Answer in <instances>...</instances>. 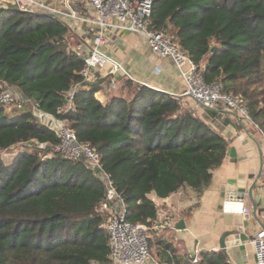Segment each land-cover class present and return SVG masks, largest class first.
Masks as SVG:
<instances>
[{
  "label": "trees",
  "instance_id": "16d2710c",
  "mask_svg": "<svg viewBox=\"0 0 264 264\" xmlns=\"http://www.w3.org/2000/svg\"><path fill=\"white\" fill-rule=\"evenodd\" d=\"M150 27L188 54L206 84L239 96L264 135V0H152ZM67 34L51 15L0 7V83L65 121L95 151L127 221L151 227L157 207L150 196L201 191L222 165L227 143L179 98L127 77L115 79L119 86L105 103L95 95L111 73L75 89L85 64ZM58 144L32 113L10 115L0 106V153L19 148L8 165L0 154V264L109 263V236L97 211L105 186L83 162L50 155ZM200 264L230 263L220 251L204 254Z\"/></svg>",
  "mask_w": 264,
  "mask_h": 264
},
{
  "label": "crops",
  "instance_id": "0c3cea01",
  "mask_svg": "<svg viewBox=\"0 0 264 264\" xmlns=\"http://www.w3.org/2000/svg\"><path fill=\"white\" fill-rule=\"evenodd\" d=\"M42 1L62 13L58 19L68 28V47L82 59L87 57L92 47L95 28L88 24L80 25L69 17L70 13L79 17H91L87 0ZM105 40L106 45L102 51L118 62L133 82L168 95H180L184 91L185 85L173 61L154 54L141 36L129 32L106 31ZM109 73L113 75L110 65L105 68H93L89 77L80 83L77 89L87 90L94 84L102 83ZM11 88L21 102L17 105L19 110L32 113L39 123L50 129L54 128L56 119L39 112L31 100L24 97L15 87ZM110 94L109 86L103 85L95 97L105 103ZM179 99L184 109L191 111L223 138L227 148L234 149L235 157H225L222 165L212 170L210 183L199 192L183 187L166 199L150 196L157 207V215L149 232L150 259L145 264H194L195 259H198L197 264H200L204 254L220 251L226 254L230 264H255V250L252 244L248 243L250 248L246 253V263L242 261L237 247L226 251L220 249L224 233L231 230L234 223L240 222L243 216L232 211L230 204L236 203L222 198V188L230 179L244 180L249 188L262 169L253 196L258 199L256 214L264 226V138L256 125L243 120L223 106L208 110L192 100ZM240 204L251 212L252 204L247 197ZM179 221H182L183 229H177L176 224ZM249 223L252 226L251 234L255 237L262 230L261 225L253 218L249 219Z\"/></svg>",
  "mask_w": 264,
  "mask_h": 264
},
{
  "label": "built area",
  "instance_id": "2783aa9c",
  "mask_svg": "<svg viewBox=\"0 0 264 264\" xmlns=\"http://www.w3.org/2000/svg\"><path fill=\"white\" fill-rule=\"evenodd\" d=\"M1 1L8 3V7L15 8L20 12L44 13L57 20L62 14L58 9L46 5L42 0ZM87 3L92 13L91 17L69 14V17L75 19L80 25L88 24L95 28L90 53L83 59L85 64L81 73L83 82L89 77L91 69L105 68L107 65L111 66L113 74L121 72L122 75L129 78L122 66L102 51L106 45V31L129 32L144 38L154 54L170 58L173 61L185 89L180 95L170 93V96L192 100L208 110L223 106L243 120L253 124L239 96L222 94L219 84H206L198 71V66L188 54L173 44L165 34L151 29L152 0H87ZM1 7L6 8L2 5ZM0 86L2 87L0 106L11 108L21 103L11 87L4 84H0ZM110 86H114L113 79ZM70 108L71 105L68 106V109ZM54 124L52 130L57 134L59 144L54 147L50 155L59 154L65 159L83 162L94 171L105 186L106 198L100 203L97 211L102 216L103 227L109 236L108 264H145L150 259L149 232L151 227L144 224H132L127 221L125 203L115 191L109 176L100 167L95 151L80 144L65 121L56 119ZM262 136L264 138L263 134ZM230 206L233 207L231 209L236 214L244 215L249 212L239 202L235 205L230 204ZM250 244L255 250L256 264H264V231L258 232L250 240ZM198 261L195 259L194 264H197ZM91 264L100 263L92 262Z\"/></svg>",
  "mask_w": 264,
  "mask_h": 264
},
{
  "label": "water",
  "instance_id": "95a60500",
  "mask_svg": "<svg viewBox=\"0 0 264 264\" xmlns=\"http://www.w3.org/2000/svg\"><path fill=\"white\" fill-rule=\"evenodd\" d=\"M215 51V46H212L210 49V54H213ZM67 103V100H65ZM226 158L234 159L235 152L233 148L228 147L226 150ZM262 169L259 170L257 177L254 179L252 184L247 188L246 181L244 180H233L230 179L227 181L226 185L222 188L223 194L222 198L231 200V203H241L247 197L252 204L251 212H248L242 216V220L240 222H236L233 224L231 230L224 233L223 238L220 242V249L226 251V249L237 247L240 252V257L244 263L247 262L246 253L250 247H248V243L250 244V240L253 238L251 234L252 226L249 223V219L253 218L255 222L261 225L260 220L257 217V204L256 199L253 196V190L257 183V180L261 176ZM177 229H183L184 225L182 221H179L176 224ZM262 230L264 231V226L261 225ZM254 261L256 264V255L254 253Z\"/></svg>",
  "mask_w": 264,
  "mask_h": 264
},
{
  "label": "rangeland",
  "instance_id": "374dc122",
  "mask_svg": "<svg viewBox=\"0 0 264 264\" xmlns=\"http://www.w3.org/2000/svg\"><path fill=\"white\" fill-rule=\"evenodd\" d=\"M2 6H4V7H8L9 5H8V3H6V2H2V3H0ZM126 76H124V75H122V73L121 72H118V73H114L113 74V82H114V86H110V84H109V88H110V91L112 92V91H114V90H117V88H118V86H119V84L116 82V80L115 79H119V78H125ZM26 108H29V106L27 107V106H25ZM6 108V107H5ZM19 111H21V110H19L18 108H17V106L16 107H11V108H6V112L8 113V114H10V115H15V114H17V113H19ZM55 122V121H54ZM53 125H55V124H53ZM19 150V148L17 147V148H12V149H9L8 151H3V152H1L0 154H1V156L3 157V161L5 162V164H11L13 161V159H15V157H16V154H17V151Z\"/></svg>",
  "mask_w": 264,
  "mask_h": 264
}]
</instances>
